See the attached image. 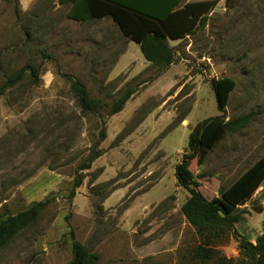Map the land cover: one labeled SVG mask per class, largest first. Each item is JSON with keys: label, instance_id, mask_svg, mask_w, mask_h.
<instances>
[{"label": "rangeland", "instance_id": "rangeland-1", "mask_svg": "<svg viewBox=\"0 0 264 264\" xmlns=\"http://www.w3.org/2000/svg\"><path fill=\"white\" fill-rule=\"evenodd\" d=\"M54 1L0 0V86L22 71L0 96V217L48 199L0 250V264H65L72 240L98 253L97 264H201L186 254L197 236L180 211L188 193L174 168L192 127L210 118L203 146L221 115L252 118L190 160L206 199L264 154V0H218L205 26L170 42L174 61L159 73L114 24L71 21ZM222 77L236 83L224 113L209 83ZM71 79L95 112L81 109ZM127 87L133 94L110 115ZM237 211L240 234L264 230V175ZM216 248L238 257L234 235Z\"/></svg>", "mask_w": 264, "mask_h": 264}, {"label": "trees", "instance_id": "trees-1", "mask_svg": "<svg viewBox=\"0 0 264 264\" xmlns=\"http://www.w3.org/2000/svg\"><path fill=\"white\" fill-rule=\"evenodd\" d=\"M75 4L77 14L64 12L67 19L84 23L89 19L103 17L112 19L119 31L137 44L142 56L157 68L156 73L167 69L174 61V47L168 40H182L206 25L208 13L215 7L218 0H55L58 4ZM45 3V2H44ZM74 10V8H73ZM31 73L35 69L30 66ZM21 70L15 77L9 78L0 86V96L4 87L17 80ZM235 79L222 77L210 80L218 110L224 113L229 102L230 92L235 87ZM71 90L83 111L95 112V103L90 98L85 85L77 79H71ZM134 90L126 88L117 98L109 112H119L131 97ZM223 116V115H221ZM219 121L216 129L209 134L203 146L197 138L202 133L210 118L197 122L189 132L187 153L175 165L174 174L178 186L187 190L188 196L180 206L185 219L194 227L197 242L186 250L189 259L201 264H264V230L247 239L246 235L237 231L236 223L242 220L237 211L248 193L264 175V154L259 156L239 177H237L218 196L206 199L199 190V182L189 169L190 160L204 148H210L225 133L235 132L247 125L252 114L237 116ZM183 119V118H182ZM100 138L105 137L103 129ZM98 156L93 151L87 155L78 169L89 168L90 163ZM82 179L75 177L73 188L80 186ZM72 188V189H73ZM71 189L70 195H73ZM48 199L33 202L29 207L16 213L0 217V250L22 229L35 221L46 207ZM230 235L236 237L238 257L228 258L216 247L224 243ZM72 258L65 264H97L99 254L91 251L85 244L72 240Z\"/></svg>", "mask_w": 264, "mask_h": 264}, {"label": "crops", "instance_id": "crops-1", "mask_svg": "<svg viewBox=\"0 0 264 264\" xmlns=\"http://www.w3.org/2000/svg\"><path fill=\"white\" fill-rule=\"evenodd\" d=\"M19 2H20V4L22 5V7L25 8V3L29 2V0H19ZM57 8H59V9H61V10H64V9H65L64 12H66V11L69 9V12H70V13L77 14V10H75V4H73V3L70 2V1H69L67 4H61V5L55 2V9H57ZM73 8H74V10H73ZM69 20L74 21V22H77V23H79V24H86V23L91 22V21H92V22H94V21H107V22H111L112 24H114L113 21H112V19L109 18V17H103V18H101V19H96V20L89 19V20H87V21L84 22V23H80V22L75 21V20H73V19H69ZM123 36H124V35H123ZM125 37H126V36H125ZM126 38H127V37H126ZM127 40H129V38H128ZM175 41H179V40H168V43H169V45H170V42H175ZM127 44H128V42H127ZM170 46H172V45H170ZM172 47H173V46H172ZM126 51H127V46H126V50L124 49V52H122L121 57L126 53ZM121 57H119V59L117 60L116 65H117V63L120 61ZM145 61H146V60H145ZM147 62H148V61H147Z\"/></svg>", "mask_w": 264, "mask_h": 264}, {"label": "water", "instance_id": "water-1", "mask_svg": "<svg viewBox=\"0 0 264 264\" xmlns=\"http://www.w3.org/2000/svg\"><path fill=\"white\" fill-rule=\"evenodd\" d=\"M240 223L245 224V222H244L243 220H240ZM243 230H244V229H243L242 227H239V230H238V231H239L240 233H243ZM245 235H246V238H247V239H250V231H247Z\"/></svg>", "mask_w": 264, "mask_h": 264}]
</instances>
